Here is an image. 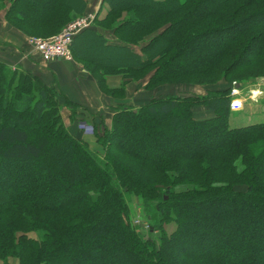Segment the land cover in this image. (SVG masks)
Wrapping results in <instances>:
<instances>
[{"label":"trees","instance_id":"16d2710c","mask_svg":"<svg viewBox=\"0 0 264 264\" xmlns=\"http://www.w3.org/2000/svg\"><path fill=\"white\" fill-rule=\"evenodd\" d=\"M6 1V20L28 36L58 33L87 7L85 0H0V10ZM103 3L104 18L96 15L70 48L109 95H125L128 82L150 73L147 89L212 72L228 80L264 69V0ZM100 29H112L121 42ZM79 43L98 45L103 58ZM109 74L122 75L121 85H108ZM233 80L244 85L243 78ZM231 92L230 86L153 97L139 107L120 104L111 125L102 121L103 132L95 130L103 155L62 117L67 106L73 120L78 103L31 70L0 60V259L264 264V120L232 127ZM200 105L214 115L196 118ZM133 195L160 230L158 242L130 220ZM31 231L39 238L29 237Z\"/></svg>","mask_w":264,"mask_h":264},{"label":"crops","instance_id":"0c3cea01","mask_svg":"<svg viewBox=\"0 0 264 264\" xmlns=\"http://www.w3.org/2000/svg\"><path fill=\"white\" fill-rule=\"evenodd\" d=\"M85 1L87 2V7L84 11L85 14H90L91 17L106 15V7H108V5H104L103 0ZM8 5L9 1H6V7L0 10L1 58L11 65H20L32 70L35 74L39 75L46 84L57 86L69 99L78 103L80 108L83 107L84 110L89 113H101L108 125H111V117L114 113V108L119 104H130L139 107L147 103L153 97H160L159 94L156 93V89L149 90L144 88L149 77L141 81L133 80L130 82L127 85V91L124 97L111 96L101 90L97 79L82 62L76 60L74 57L68 59H54L49 62L43 61L41 55L35 50L31 43L30 37L18 28L12 26L6 20L5 15ZM100 30L103 31L102 29ZM104 33L110 41L119 43L118 38L112 31ZM4 42L7 44H4ZM122 79V75L120 74H109L107 76V82L111 85L120 84ZM60 101L64 103L65 98L61 97ZM238 111L240 110H233L236 114L239 113ZM62 113L68 115V121L65 120V122L71 133L87 141L91 148L97 150L101 149L100 147L102 146L98 143L96 134L81 130L78 122L70 119L69 115L71 114V110L67 106L62 107ZM194 115L198 119H204L212 117L214 112L206 106H197L194 108ZM256 121L257 119L251 120L244 125ZM258 121L263 120L259 119Z\"/></svg>","mask_w":264,"mask_h":264},{"label":"rangeland","instance_id":"374dc122","mask_svg":"<svg viewBox=\"0 0 264 264\" xmlns=\"http://www.w3.org/2000/svg\"><path fill=\"white\" fill-rule=\"evenodd\" d=\"M104 5H107V3H105ZM106 8L108 10V7H106ZM84 14L79 15L78 17H81ZM84 16H88V17L92 18L93 19L92 23H93L95 17H91L90 14H85ZM104 16L105 15H103V16L98 15V18L102 19V18H104ZM78 17H76V18H78ZM76 18H73L70 21H68L58 33H55L52 35H32V36H29L30 40L32 38H50V37H53V36L59 34L64 29V27H66L70 22H72ZM100 25L105 26V24L99 23V24H97L96 27L101 28L102 26H100ZM102 30L104 32L112 31V33H113L112 29H106V30L102 29ZM150 37L151 36H148L146 39L148 40ZM222 39L223 38L221 37V39H219L217 41H221ZM118 42H121V41L118 39ZM79 47L83 50L86 49L87 51L85 53L90 52L89 53L90 56H93L95 58H101V55L99 53L101 51H100L98 45L96 46V45H93L90 43H86V44L79 43ZM134 48L137 51L141 52L140 46L137 45ZM252 49L255 50V46H253ZM71 53H72V51H71ZM106 55L107 56L109 55V57H111L110 55H112V53H106ZM121 56H124V54H121ZM72 57H73V54H72ZM0 60L7 62L3 58H1V56H0ZM7 63L10 64L9 62H7ZM11 66L16 67V66H20V65H11ZM259 69L260 70H258V71L260 73H258L256 76L252 75V70H247L241 74H237L234 77L232 76V78L227 80L225 77H223V74L217 75L218 73L212 72V73L208 74L206 77L203 76L205 79L203 77H201L198 79L195 78V79H191V80H189V79L184 80V81H182V83H164V84H160L159 86H157L154 89H156V91H157L156 93L159 94L160 97H165L166 95H169V94L181 95V96H191V95H205L209 91L225 90L231 86L232 87L231 93H232V97H233L232 100H234V99L240 100L241 99L243 101V106H242V108L239 109L240 110V111H238L239 113L236 114V113H234L235 111L231 113L229 121H230L231 126H234V127L235 126H242L246 122H249L251 120H255V119H257V121L259 119L264 120V74H263L264 69L262 66H260ZM150 76H151V73L146 75L142 79H140V81L147 78V77L150 78ZM235 78L236 79L237 78H243L244 79L243 80L244 85L236 86V84H234L235 82L233 80ZM134 81H139V80H134ZM130 82H132V81H130ZM130 82H128V84ZM121 83L118 85H111L110 83H108V85L119 86V85H121ZM144 88L147 89L145 87V85H144ZM149 90H153V89H149ZM254 90L260 91V93H257L259 95H257L256 98H254V92H253ZM126 91H127V86H126ZM125 95H126V93H125ZM125 95L120 96V97H124ZM111 96H114V95H111ZM128 105H130V104H128ZM200 106H205V105H200ZM61 113H62V110H61ZM67 116L68 115H65L62 113V117L64 118V121L65 120L68 121ZM69 117H70V115H69ZM111 119H112V117H111ZM72 121H77L79 128L81 130H85L87 132H91L94 134H95L96 129H98L102 133L104 130V124L102 123V121H104V123H106L104 120V116L101 113L100 114L89 113L88 111L84 110L83 107L80 108V106L77 109L76 116ZM106 125H108V124L106 123ZM108 126H110V125H108ZM208 141H210V140H208ZM100 148H101L100 150L93 149V148L92 149L96 150L99 153L104 155V153H105L104 147L102 146ZM236 189L245 191L247 189V187H246V185H238V186H236ZM128 199H129V205H130V209H131L130 220L133 221V224L137 227L138 231H140L143 235H145V237H147L148 239H150L152 241L158 242L160 235H161V232L159 229H156L155 227L153 228V224L155 221H154L152 215L149 213L148 209L146 208L147 206L144 205L141 197H139L137 195H133L132 197H129ZM164 227L167 229L168 232H171L172 230H174L175 224L174 223H165ZM27 234L31 238H34V239L39 238V232L38 231H31ZM8 262L10 264H19V258L16 256H10V257H8ZM0 264H5V261L0 259Z\"/></svg>","mask_w":264,"mask_h":264},{"label":"built area","instance_id":"2783aa9c","mask_svg":"<svg viewBox=\"0 0 264 264\" xmlns=\"http://www.w3.org/2000/svg\"><path fill=\"white\" fill-rule=\"evenodd\" d=\"M91 24L92 18L83 15L70 22L59 34L53 37L32 38L30 41L45 62L54 59H68L72 57L70 45L74 35L89 27ZM256 91H253L254 98L259 95L255 93ZM257 92L260 93V91ZM242 106L243 101L241 99H234L231 102L232 110H239Z\"/></svg>","mask_w":264,"mask_h":264},{"label":"bare ground","instance_id":"6f19581e","mask_svg":"<svg viewBox=\"0 0 264 264\" xmlns=\"http://www.w3.org/2000/svg\"><path fill=\"white\" fill-rule=\"evenodd\" d=\"M255 93L257 94L258 92L256 91Z\"/></svg>","mask_w":264,"mask_h":264},{"label":"water","instance_id":"95a60500","mask_svg":"<svg viewBox=\"0 0 264 264\" xmlns=\"http://www.w3.org/2000/svg\"><path fill=\"white\" fill-rule=\"evenodd\" d=\"M236 86H238V84H236Z\"/></svg>","mask_w":264,"mask_h":264}]
</instances>
